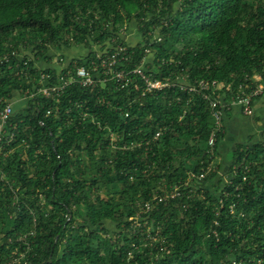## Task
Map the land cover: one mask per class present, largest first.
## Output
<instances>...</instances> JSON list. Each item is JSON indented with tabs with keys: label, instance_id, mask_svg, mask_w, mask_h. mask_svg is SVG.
I'll use <instances>...</instances> for the list:
<instances>
[{
	"label": "trees",
	"instance_id": "1",
	"mask_svg": "<svg viewBox=\"0 0 264 264\" xmlns=\"http://www.w3.org/2000/svg\"><path fill=\"white\" fill-rule=\"evenodd\" d=\"M133 19L141 39L132 43L118 29ZM89 40L101 51L124 46L119 69L146 55L150 80H184L145 95L138 74L125 89L70 83L15 109L13 137L0 140V264H264V135L236 145L224 184L207 146L209 102L179 85L215 79L228 101L264 80V0H0V100L41 74L54 82L57 52L73 44L84 43L75 61L88 65ZM172 187L178 195L153 200ZM148 200V210L137 204Z\"/></svg>",
	"mask_w": 264,
	"mask_h": 264
},
{
	"label": "built area",
	"instance_id": "2",
	"mask_svg": "<svg viewBox=\"0 0 264 264\" xmlns=\"http://www.w3.org/2000/svg\"><path fill=\"white\" fill-rule=\"evenodd\" d=\"M126 29L127 25L124 24L118 29L119 36H126ZM110 43L104 42V44L111 45V41L115 42L116 36L113 38H109ZM108 40V39H107ZM106 40V41H107ZM93 45V48H100V44L98 42H93L91 40L88 41ZM125 50L124 46L116 45L114 47V50L111 52L105 51V50H97L96 52V59H93L90 61L88 65H80L76 63V61L73 62V68L68 69L64 72V74L61 73V71L65 66H62L56 76V79L54 82H50V75L49 74H41L39 82L36 85H32V88H21L14 92L13 95L18 94L19 100H24V107L27 106L28 100L32 99L36 95H42L46 98H50L52 96L59 97L65 89L68 87L70 83H78L82 87H94L98 84L103 85L108 80H112L114 82V85L117 89H125L128 88L130 85H134V76L133 74H138L139 77L144 81V89L140 93V95H145V92H151L155 89H162L166 86H173L178 82L179 80H184L183 78L176 76L172 81L169 80H150V78L144 73V64L146 62V55L143 57L141 63L137 65L136 67L132 68V70H125V69H119L117 66L124 60L127 59L123 51ZM107 52V53H106ZM145 53H148V49H145ZM23 55V54H22ZM20 56L21 60H23V65L25 66L26 60L23 56ZM3 59L5 61H8V57L6 55L3 56ZM29 60V59H28ZM16 75H19V77L24 76L27 77V73L22 69L17 72ZM257 76L253 78V81H258V84L255 87L250 88L249 90H245L243 86H238V92L231 96L230 99L224 100L219 94L218 90L225 87L228 90V87L220 81H217L215 79H205L200 78L195 86L189 85L186 87H183V85H180V88H183L184 90H188L189 92L196 91L198 94H202V97L206 100H208L209 107L211 109L210 113L213 118V128L210 131V134L207 139V146L209 147V153L210 155L215 156L214 152V146L216 142L217 132L223 131V115L225 114L226 110L229 108L231 103L237 102L242 107V112L245 115H253L254 108H253V99L255 96L259 95L262 90L263 86L260 82V77L257 80ZM30 82V81H29ZM207 91L210 93L208 94ZM18 97V96H17ZM190 101V98L186 100L188 103ZM0 103L2 104V107L0 108V140L5 139L7 140V143L11 140L13 137V133L10 131H7L5 129V126L9 124V119L11 115L14 112V106H13V97L11 99L2 98L0 100ZM183 113H186V109L183 110ZM127 115V114H125ZM181 117V116H180ZM161 134V130H157V132L154 135V138L157 139ZM215 169V162L212 161L205 170L200 172L199 174H196L192 171L188 172V178L184 182V186H187L188 181L197 178L202 179L205 177V174H207L209 171H213ZM178 195V190H176L174 187H172L171 191L168 192L163 189L162 194H155L152 198L153 200L157 201H163L166 198H173L175 195ZM138 205H141L142 208L148 210L151 206L150 200L148 201H141L137 202ZM139 218V215L136 214L134 217L135 221L137 222ZM138 224V223H137Z\"/></svg>",
	"mask_w": 264,
	"mask_h": 264
},
{
	"label": "crops",
	"instance_id": "3",
	"mask_svg": "<svg viewBox=\"0 0 264 264\" xmlns=\"http://www.w3.org/2000/svg\"><path fill=\"white\" fill-rule=\"evenodd\" d=\"M133 38V37H132ZM89 50L86 48L84 43L73 44L70 48H65L61 52H57L63 57V66L72 64L75 60L86 55ZM46 65L44 62L38 63V66ZM54 65V64H53ZM55 66V65H54ZM59 66V65H57ZM55 66V67H57ZM61 67V66H60ZM60 68H57L59 70ZM256 79H259L257 75ZM263 90L259 96L255 99L253 108V115H245L242 112V107L239 103H231L229 108L223 115V131L224 135L219 143L218 151L215 153V158H220L223 163H230V159L227 158L229 152L235 149L237 144L247 143L250 144L262 138L264 135V80H261ZM16 96L19 97L18 94ZM17 98V97H16ZM13 96L14 109L24 107L25 101H20ZM16 102V103H15ZM220 157V158H219ZM215 159V160H216ZM214 160V161H215ZM216 160V161H217ZM220 162V161H219ZM226 164V166L228 165Z\"/></svg>",
	"mask_w": 264,
	"mask_h": 264
},
{
	"label": "rangeland",
	"instance_id": "4",
	"mask_svg": "<svg viewBox=\"0 0 264 264\" xmlns=\"http://www.w3.org/2000/svg\"><path fill=\"white\" fill-rule=\"evenodd\" d=\"M125 39H127L128 41H131L132 43L135 42L136 40H140L141 39V34L137 30V22L134 19L127 26ZM94 49L97 50L98 48L96 47ZM16 97L17 96L15 94V98ZM16 99H20V98L17 97ZM232 157H233V154L231 152H229L228 155H227V158L231 159ZM221 160H223V159L220 158L219 160L216 161V163H218L220 161V163L223 164L222 169L219 170L218 177H220L221 181L225 184L227 182V180H229V177L231 175L229 173H227L225 171V169H224L225 168L224 166H226V164H228V163H225V162L223 163ZM106 225H107V227L111 228V230L114 229V224L112 222L106 221Z\"/></svg>",
	"mask_w": 264,
	"mask_h": 264
},
{
	"label": "clouds",
	"instance_id": "5",
	"mask_svg": "<svg viewBox=\"0 0 264 264\" xmlns=\"http://www.w3.org/2000/svg\"><path fill=\"white\" fill-rule=\"evenodd\" d=\"M260 77V76H259ZM261 81V80H260Z\"/></svg>",
	"mask_w": 264,
	"mask_h": 264
}]
</instances>
